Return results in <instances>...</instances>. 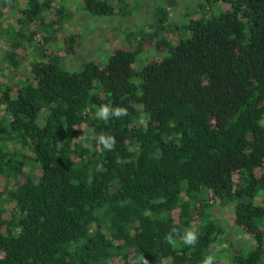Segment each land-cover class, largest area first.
<instances>
[{
  "label": "trees",
  "instance_id": "1",
  "mask_svg": "<svg viewBox=\"0 0 264 264\" xmlns=\"http://www.w3.org/2000/svg\"><path fill=\"white\" fill-rule=\"evenodd\" d=\"M80 1L90 15H131L129 0ZM203 1L227 5L173 40L160 6L128 47L71 71L61 59L81 35L65 30V4L0 0L14 75L0 82V264H200L228 231L220 207L252 237L246 249L231 241L222 263L263 264L264 0ZM153 47L167 53L136 70ZM102 104L127 115L97 119ZM188 227L195 246L166 242Z\"/></svg>",
  "mask_w": 264,
  "mask_h": 264
},
{
  "label": "rangeland",
  "instance_id": "2",
  "mask_svg": "<svg viewBox=\"0 0 264 264\" xmlns=\"http://www.w3.org/2000/svg\"><path fill=\"white\" fill-rule=\"evenodd\" d=\"M67 7L69 13L68 19L64 23L67 33H79L81 35V44L75 56H69L61 59V66L71 71H79L82 64L87 60H97L105 62L112 52V49L121 45H126L127 36L131 32L145 29V26L153 22L156 9L164 6L169 11V27L177 30L183 24L187 23L190 18L209 16L218 14L226 8L227 4H214L211 9L203 0H129L131 15L128 18L120 16H94L81 10L80 0H61ZM202 3V8L198 5ZM82 5V4H81ZM4 22V28H7V22ZM12 29L8 30L4 37L0 36V82L12 80L14 75L11 74L4 63V50L6 49L5 40L12 37ZM10 34V35H8ZM174 32L167 35V38L174 39ZM174 42V41H173ZM55 49V48H54ZM167 53V49L157 50L155 47L145 50L138 56L134 64L136 70L140 69L149 58L160 59ZM133 81L137 82L136 77ZM216 213L222 222L228 226V231L217 245L212 247V255L215 257L214 264H224V258H220L223 252L230 248L229 243L232 241L235 246L246 249L247 242L252 241V237L247 233L238 230L231 225L230 211L224 207L215 208ZM220 259V260H219ZM221 262V263H220ZM224 262V263H222ZM264 264V262H263Z\"/></svg>",
  "mask_w": 264,
  "mask_h": 264
},
{
  "label": "clouds",
  "instance_id": "3",
  "mask_svg": "<svg viewBox=\"0 0 264 264\" xmlns=\"http://www.w3.org/2000/svg\"><path fill=\"white\" fill-rule=\"evenodd\" d=\"M127 115V108L121 106H110L108 104L98 105L95 111V117L100 120L108 121L110 119L116 118L119 119L123 116ZM98 146H100L103 150L112 151L115 148L116 140L114 135H110L107 133H101L99 135ZM89 150L93 149L92 145H88ZM180 236L182 242L186 246H195L198 241L197 232L191 228H184L182 235L180 234L179 230L176 228L171 229L166 235L165 240L166 242L175 247L177 243L176 237ZM140 261L142 264H149L148 260L144 257H140ZM215 257L212 254L205 255L203 259L200 261V264H214Z\"/></svg>",
  "mask_w": 264,
  "mask_h": 264
}]
</instances>
